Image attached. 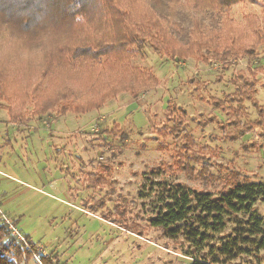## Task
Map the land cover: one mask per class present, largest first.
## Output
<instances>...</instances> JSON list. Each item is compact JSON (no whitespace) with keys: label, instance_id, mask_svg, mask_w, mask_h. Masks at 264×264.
Instances as JSON below:
<instances>
[{"label":"rangeland","instance_id":"rangeland-1","mask_svg":"<svg viewBox=\"0 0 264 264\" xmlns=\"http://www.w3.org/2000/svg\"><path fill=\"white\" fill-rule=\"evenodd\" d=\"M258 51L252 68L264 70V47ZM141 56L137 67L154 71L156 87L135 98H101L100 107L85 114L63 109L72 97L106 90L130 75L102 70L75 84L78 93L68 89L48 99L41 98L35 79L22 83L15 97L0 91V210L38 251L61 264H190L180 239H167L147 223L151 200L139 191L151 171L198 191L264 181V71L255 77L256 104L242 103L238 116L245 129H239L230 123L234 115L211 100L234 94L231 80L238 71L248 75L246 59L223 70L193 55L169 61L146 49ZM45 107L37 117L35 108ZM8 111L30 121L17 125ZM180 117L186 129H174ZM99 163L107 167L97 170L105 181L86 189L81 172L90 179ZM90 197L103 206L96 215L82 206ZM257 208L264 216V204ZM109 210L113 217L102 214ZM228 264H264V251Z\"/></svg>","mask_w":264,"mask_h":264},{"label":"trees","instance_id":"trees-1","mask_svg":"<svg viewBox=\"0 0 264 264\" xmlns=\"http://www.w3.org/2000/svg\"><path fill=\"white\" fill-rule=\"evenodd\" d=\"M225 2L226 6L231 4V0ZM22 3L23 0H0V11L15 15L17 10L10 6ZM256 3L260 4L261 0H256ZM84 7L86 0H80L79 9L82 10ZM76 10L71 9L65 14L71 15ZM151 31L153 33L151 38L134 37L138 41L136 53L140 59L141 55H145V50L150 49L165 60L174 61L193 55L200 59V62L206 65H219L223 70L228 69L232 62L246 59L248 75L238 71L231 80L235 86L234 94L211 100L214 108L227 110L226 113L234 115L235 118L230 123L240 125L239 129H245L238 115L243 102L256 104L252 99L255 92L253 87L257 82L255 77L257 72L264 70L262 66L254 69L252 66L254 62L258 63L260 60L258 49L264 47V30H255L253 39L246 41L242 47H237L236 41L230 39L224 48L215 43L214 37H207L201 33L180 35L170 32L163 35L156 34L155 27ZM172 41H175L176 46H173ZM158 82L159 79L153 70L137 67L128 80L110 85L106 90L97 89L92 95L87 93L72 97L70 102L74 105L63 109V113L68 111L85 114L100 107L98 105L101 98L110 99L121 93H128L135 98L155 88ZM234 103L236 105H232ZM48 107L51 108L50 105ZM45 110L46 107L43 110L35 108V115L42 116ZM8 114L10 121L17 125L25 126L30 121L27 118L22 119L18 111H11ZM182 118L177 120L174 129H186ZM220 126L224 128L223 125ZM100 167L107 170L106 166L99 163L97 169L93 167L94 172L89 175L90 179L85 178L83 171L81 172L80 182L87 187L86 189L97 190L105 181L97 174ZM192 170L189 172L193 173ZM143 177L139 197L151 200L150 215L147 216L148 225L160 230L167 239H180L183 244L182 255L190 260V264H228L239 257L252 256L264 251V216L260 215L257 208L259 203L264 204V181H236L226 189L214 192L187 187L175 179L164 177L163 171L160 170L151 171ZM142 191L145 194H142ZM92 201L94 199L90 197L88 200L82 199L81 203L86 212L96 215L97 209L103 206L100 202ZM102 214L105 217H113L114 212L109 210ZM4 217L6 216L0 210V264H61L57 256L50 254L46 257L38 251L28 236L16 228V222L11 221L8 224ZM108 223L123 229L117 224ZM10 226L17 230L24 241L12 232Z\"/></svg>","mask_w":264,"mask_h":264},{"label":"clouds","instance_id":"clouds-1","mask_svg":"<svg viewBox=\"0 0 264 264\" xmlns=\"http://www.w3.org/2000/svg\"><path fill=\"white\" fill-rule=\"evenodd\" d=\"M23 0L0 11V90L15 97L36 80L42 99L86 83L97 72L132 75L139 60L137 36L201 33L237 47L264 30V0ZM77 9L71 15L69 10ZM176 46L175 41L171 42ZM44 74L42 80L37 79Z\"/></svg>","mask_w":264,"mask_h":264},{"label":"built area","instance_id":"built-area-1","mask_svg":"<svg viewBox=\"0 0 264 264\" xmlns=\"http://www.w3.org/2000/svg\"><path fill=\"white\" fill-rule=\"evenodd\" d=\"M4 220H5L6 223L9 224V222H8L6 219H4ZM10 229L12 230V232H13L14 234H16V235L18 236V238H19L21 241H24L23 237L17 232V230H16L15 228H13L12 226H10Z\"/></svg>","mask_w":264,"mask_h":264}]
</instances>
